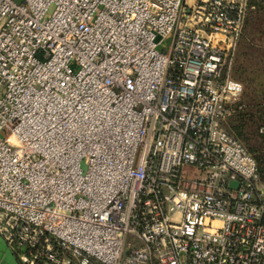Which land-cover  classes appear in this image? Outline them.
I'll use <instances>...</instances> for the list:
<instances>
[{
  "label": "built area",
  "instance_id": "2783aa9c",
  "mask_svg": "<svg viewBox=\"0 0 264 264\" xmlns=\"http://www.w3.org/2000/svg\"><path fill=\"white\" fill-rule=\"evenodd\" d=\"M248 2L0 0V237L20 264H264V182L224 127Z\"/></svg>",
  "mask_w": 264,
  "mask_h": 264
},
{
  "label": "trees",
  "instance_id": "16d2710c",
  "mask_svg": "<svg viewBox=\"0 0 264 264\" xmlns=\"http://www.w3.org/2000/svg\"><path fill=\"white\" fill-rule=\"evenodd\" d=\"M248 3L232 72L233 77L243 83L244 92L224 127L240 139L256 158L264 182V136L258 130L264 122V46L253 42V31H250L255 18L264 11V0H249Z\"/></svg>",
  "mask_w": 264,
  "mask_h": 264
},
{
  "label": "rangeland",
  "instance_id": "374dc122",
  "mask_svg": "<svg viewBox=\"0 0 264 264\" xmlns=\"http://www.w3.org/2000/svg\"><path fill=\"white\" fill-rule=\"evenodd\" d=\"M17 1L21 2L22 0H17ZM250 31H253V35H252V38L254 40L253 42L256 43L257 46H264V11L261 13L260 16L255 18L254 23H253V29L250 28ZM169 43H170V39H168L161 46H159V50H164L165 47H167L165 45H169ZM263 123H261V125Z\"/></svg>",
  "mask_w": 264,
  "mask_h": 264
},
{
  "label": "crops",
  "instance_id": "0c3cea01",
  "mask_svg": "<svg viewBox=\"0 0 264 264\" xmlns=\"http://www.w3.org/2000/svg\"><path fill=\"white\" fill-rule=\"evenodd\" d=\"M0 264H20L14 253L0 238Z\"/></svg>",
  "mask_w": 264,
  "mask_h": 264
}]
</instances>
